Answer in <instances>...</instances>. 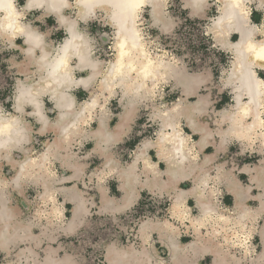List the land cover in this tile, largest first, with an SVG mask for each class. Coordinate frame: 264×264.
I'll list each match as a JSON object with an SVG mask.
<instances>
[{"label":"clouds","instance_id":"9594fccd","mask_svg":"<svg viewBox=\"0 0 264 264\" xmlns=\"http://www.w3.org/2000/svg\"><path fill=\"white\" fill-rule=\"evenodd\" d=\"M0 264H264V0H0Z\"/></svg>","mask_w":264,"mask_h":264},{"label":"crops","instance_id":"0c3cea01","mask_svg":"<svg viewBox=\"0 0 264 264\" xmlns=\"http://www.w3.org/2000/svg\"><path fill=\"white\" fill-rule=\"evenodd\" d=\"M233 39H235V37H233ZM227 99V97H225V100ZM134 143H135V141H132V142H130L128 145H126L127 147H132L133 145H134ZM210 151V150H209ZM245 162H253L252 160H245ZM161 167H163V166H161ZM240 179L242 180V181H245L246 182V177L245 176H243V175H241V177H240ZM189 185H187V184H185V185H182V187H185V188H187ZM110 188H111V192H112V194H114V195H116L117 197L120 195V193H118L117 191H116V184H115V182L113 181V182H110ZM147 193L145 192V193H142V196H144V195H146ZM225 201L226 202H228V203H230V201H231V197H229V196H226L225 197ZM190 204H191V202H190ZM67 207H71V205H68ZM188 239L189 238H187V237H182L181 238V242H184V243H186V242H188ZM157 247H159V245H157ZM161 252L163 253V249H161ZM209 259V261H210V258H208Z\"/></svg>","mask_w":264,"mask_h":264},{"label":"built area","instance_id":"2783aa9c","mask_svg":"<svg viewBox=\"0 0 264 264\" xmlns=\"http://www.w3.org/2000/svg\"><path fill=\"white\" fill-rule=\"evenodd\" d=\"M144 199L140 202L139 212L142 213L145 210V205L148 204V194L143 196ZM151 210V208H149Z\"/></svg>","mask_w":264,"mask_h":264},{"label":"rangeland","instance_id":"374dc122","mask_svg":"<svg viewBox=\"0 0 264 264\" xmlns=\"http://www.w3.org/2000/svg\"><path fill=\"white\" fill-rule=\"evenodd\" d=\"M219 106V105H218Z\"/></svg>","mask_w":264,"mask_h":264}]
</instances>
